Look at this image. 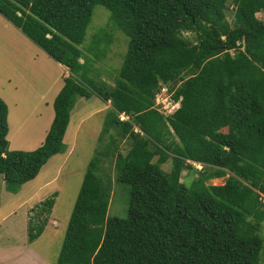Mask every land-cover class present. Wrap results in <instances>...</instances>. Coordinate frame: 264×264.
<instances>
[{"label":"trees","instance_id":"obj_1","mask_svg":"<svg viewBox=\"0 0 264 264\" xmlns=\"http://www.w3.org/2000/svg\"><path fill=\"white\" fill-rule=\"evenodd\" d=\"M96 5L129 38L113 85L91 75L104 54L99 43L111 39L96 36L84 46L93 57L80 47ZM261 11L264 0H0V14L68 70L35 149L9 150L8 106L0 97V175L9 191L65 151L78 97L109 102L55 264H258L264 245ZM162 86L179 100L169 115L155 106ZM106 158L129 187L125 216L108 215L111 180L100 172ZM183 170L190 181H181ZM222 177V184L207 183ZM53 194L32 207L30 243L44 231Z\"/></svg>","mask_w":264,"mask_h":264},{"label":"rangeland","instance_id":"obj_2","mask_svg":"<svg viewBox=\"0 0 264 264\" xmlns=\"http://www.w3.org/2000/svg\"><path fill=\"white\" fill-rule=\"evenodd\" d=\"M232 14L228 11L227 17L231 19ZM110 15V11L103 5L94 7L85 39L80 47L92 56L84 46L91 43L93 45L91 40L96 36L97 39H111L108 44L99 43L97 50L105 49L104 54L95 60L94 73L91 75L97 80L113 85L129 38L118 28ZM256 15L264 18L262 11ZM185 35L188 36L189 32ZM67 73L65 66L48 56L0 14V97L4 96L12 103L9 119L12 131L14 130V134H7L9 150H32L43 142V136L50 124L52 99ZM41 94L45 96L43 100L40 98ZM108 103L95 95L89 98L78 97L71 110L63 138L66 147L68 146L66 149L70 150L69 154L65 151L53 155L40 172L24 183L17 192L9 191L3 176L0 175V264H10L16 255L22 257L18 258L19 264H44V260L55 264L84 172L99 146L98 137L109 107ZM226 130L223 128V131ZM106 141L105 136L102 143ZM122 151L125 152L126 147L123 146ZM167 166L168 164H165L164 167ZM196 167L199 168L200 165L196 164ZM100 172L102 177L111 180L112 193L108 215L125 216L129 202L128 185L118 180V173L108 158L103 159ZM191 178L186 170L182 171L181 181H190ZM48 179L50 181L46 186L39 188V184ZM225 179L226 177L213 178L207 183L222 184ZM53 193L56 194L50 213L52 216H47L45 231L30 243L27 223L28 217L35 215L32 207L53 196ZM261 233L264 238V221L261 224ZM258 264H264V245Z\"/></svg>","mask_w":264,"mask_h":264},{"label":"built area","instance_id":"obj_3","mask_svg":"<svg viewBox=\"0 0 264 264\" xmlns=\"http://www.w3.org/2000/svg\"><path fill=\"white\" fill-rule=\"evenodd\" d=\"M162 94H164L163 97ZM155 106L160 112L165 115H169L172 114L179 106V100H174L171 93L168 92L167 87L162 86L160 91L155 95ZM120 118L127 119L128 116L122 113L120 114Z\"/></svg>","mask_w":264,"mask_h":264},{"label":"crops","instance_id":"obj_4","mask_svg":"<svg viewBox=\"0 0 264 264\" xmlns=\"http://www.w3.org/2000/svg\"><path fill=\"white\" fill-rule=\"evenodd\" d=\"M17 74H18V72H17ZM62 85H63V84H62ZM62 85H61V87H62ZM61 87H60V88H61ZM59 90H60V89H59ZM59 90H58V91H59ZM58 91H57V92H58ZM57 92H56V94H57ZM56 94H55V95H56ZM54 97H55V96H54ZM2 98L6 101V104H7V106H8L7 120H8V124H9V131H8V136H9V134H14V133H13L14 130L12 131V128H11V125H10V119H9V118H10V115H11V113H12V109H11V107H12V103H9V102L4 98V96H2ZM40 98L43 100V99L45 98L44 94H41ZM53 99H54V98H53ZM53 99H52V102H53ZM108 104H109V103H108ZM51 106H52V105H51ZM106 107H107V106H106ZM52 108H53V107H52ZM53 115H54V112H53V109H52V112H51V118L49 119V123H51L52 118H53ZM19 126H20V125H19ZM19 126H17V127L19 128ZM49 126H50V124H49ZM49 126L47 127V130H48ZM45 135H46V134H45ZM45 135L43 136V139H44ZM40 142H41V141H40ZM67 147H68V146H67ZM67 147H66V148H67ZM65 151H67L66 154H69V152H70L69 149H68V150L65 149ZM65 151H64V152H65ZM64 152H62V153H64ZM46 163H47V162H46ZM46 163H45V164H46ZM45 164H44V165H45ZM44 165H43V166H44ZM43 166H42V167H43ZM40 170H41V169H40ZM39 172H40V171H39ZM49 181H50V179L41 182V183L39 184V188H40V187H43V185L46 186V184H47ZM25 203H26V202H23V204H25ZM50 215L52 216V214H50ZM49 220H50V219H49ZM44 231H45V230H44ZM44 231H43V232H44ZM27 248H28V247H27ZM22 249H23V248H22ZM22 249H21V250H22ZM28 251L31 252L30 248H28ZM18 258H22V257L16 255L14 259H11V262H12V263L10 262V264H19L20 261L18 260ZM44 262H45L44 264H49V263H48L47 261H45V260H44Z\"/></svg>","mask_w":264,"mask_h":264},{"label":"clouds","instance_id":"obj_5","mask_svg":"<svg viewBox=\"0 0 264 264\" xmlns=\"http://www.w3.org/2000/svg\"><path fill=\"white\" fill-rule=\"evenodd\" d=\"M122 114V113H121Z\"/></svg>","mask_w":264,"mask_h":264}]
</instances>
